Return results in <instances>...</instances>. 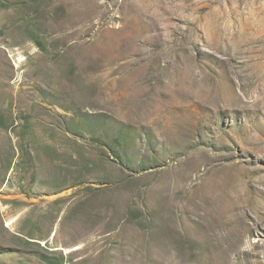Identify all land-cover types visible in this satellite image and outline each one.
Wrapping results in <instances>:
<instances>
[{
    "label": "rangeland",
    "instance_id": "rangeland-1",
    "mask_svg": "<svg viewBox=\"0 0 264 264\" xmlns=\"http://www.w3.org/2000/svg\"><path fill=\"white\" fill-rule=\"evenodd\" d=\"M0 264H264V0H0Z\"/></svg>",
    "mask_w": 264,
    "mask_h": 264
}]
</instances>
